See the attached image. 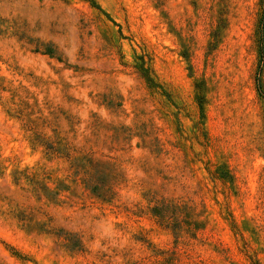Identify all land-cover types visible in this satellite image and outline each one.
Here are the masks:
<instances>
[{
	"label": "rangeland",
	"instance_id": "rangeland-1",
	"mask_svg": "<svg viewBox=\"0 0 264 264\" xmlns=\"http://www.w3.org/2000/svg\"><path fill=\"white\" fill-rule=\"evenodd\" d=\"M95 1L0 0V264H264V0Z\"/></svg>",
	"mask_w": 264,
	"mask_h": 264
},
{
	"label": "trees",
	"instance_id": "trees-1",
	"mask_svg": "<svg viewBox=\"0 0 264 264\" xmlns=\"http://www.w3.org/2000/svg\"><path fill=\"white\" fill-rule=\"evenodd\" d=\"M88 1L90 2V5L92 8H95L98 11L105 14L104 11L100 8V6L96 3L95 0H88ZM106 16H107V18H109L108 15H106ZM263 27H264V5H263V9H262L261 19L259 22V27H258V29H259L258 32H259V35L261 36V38L263 37ZM44 54L54 56L55 51L51 48H48V49H46V51H44ZM141 70H142L141 74H142L143 78L147 81V83L150 86H155L152 79L149 77L148 72L144 69H141ZM46 148H47V150H50V151L51 150L55 151V152L58 151V149L56 147H53L52 145H49V144H46ZM164 210L165 209H163V205H161V206L156 205L153 209V215L160 224L164 225V227L169 229L172 226V223L174 221H173V219H171L172 217H169V218L167 217V213ZM172 230H174V229H172Z\"/></svg>",
	"mask_w": 264,
	"mask_h": 264
}]
</instances>
